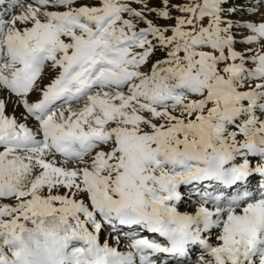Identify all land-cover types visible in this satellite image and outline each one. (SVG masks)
Segmentation results:
<instances>
[{
  "label": "snow or ice",
  "instance_id": "snow-or-ice-1",
  "mask_svg": "<svg viewBox=\"0 0 264 264\" xmlns=\"http://www.w3.org/2000/svg\"><path fill=\"white\" fill-rule=\"evenodd\" d=\"M75 3L0 0V264L29 225L96 264H264V0Z\"/></svg>",
  "mask_w": 264,
  "mask_h": 264
},
{
  "label": "clouds",
  "instance_id": "clouds-1",
  "mask_svg": "<svg viewBox=\"0 0 264 264\" xmlns=\"http://www.w3.org/2000/svg\"><path fill=\"white\" fill-rule=\"evenodd\" d=\"M14 243L21 264H96L90 253H72L69 242L56 229L29 225Z\"/></svg>",
  "mask_w": 264,
  "mask_h": 264
},
{
  "label": "rangeland",
  "instance_id": "rangeland-1",
  "mask_svg": "<svg viewBox=\"0 0 264 264\" xmlns=\"http://www.w3.org/2000/svg\"><path fill=\"white\" fill-rule=\"evenodd\" d=\"M25 2H29V0H25ZM231 2L233 4H248L251 2V0H231ZM99 4V0H76V3H75V7H79V6H82V5H98ZM132 7L134 8H139V5H136V4H132L131 5ZM53 10H64L62 8L60 9H53ZM248 12H251L252 9L251 8H248L247 9ZM261 11H264V8L261 9ZM242 13H238L237 15H241ZM174 15H178V13H174ZM125 18H127V16H125ZM149 19H153V17H149ZM244 19H249V17L245 16ZM251 19H258V17H251ZM156 24L158 25H165V24H171L173 22L171 21H163V20H155L154 21ZM243 22V21H241ZM145 25L143 24H140L139 27H144ZM237 36L239 37L242 33L240 30H237ZM235 47L237 48V50H242L244 48V45L242 44H237L235 45ZM163 58V53L161 52H157L155 56L152 57V62H154L156 59H162ZM151 67V62L149 63V65H147L146 67H144L142 69V71H148ZM57 71H53V70H50V69H46L45 73L43 74V77H42V81L41 82H38V83H41V86L43 85H46L50 82V80L57 74ZM126 91V89H125ZM0 95H6V94H0ZM39 97V93H33L31 96H30V99L31 100H36L38 99ZM7 113L8 114H13V105L11 103H8L7 104ZM24 110L22 108H16L15 110V115L19 118L21 113L23 112ZM259 114V113H258ZM21 122H24V121H21ZM26 123L28 124L29 127H35L36 126V121H34L33 119L29 118ZM145 130L147 131L148 129L145 128ZM3 149H0V151H2ZM105 151L108 150L107 147L104 148ZM87 159V158H86ZM57 160L59 161V157H57ZM71 166V165H70ZM257 180H258V177H255L251 180V183L252 184H256L257 183ZM61 191H63V189H61ZM181 191L182 192H185L186 189L185 188H181ZM14 203V200L13 199H10V198H0V204H9V205H12ZM178 210L181 211V212H184V211H189V212H192L194 209L191 208V207H186L185 203L183 202V200L181 201V203L178 205ZM100 240L101 242L103 243V240H104V235L103 233H101V236H100ZM113 246H114V241L113 242H110ZM120 250H125L123 248V242L120 246Z\"/></svg>",
  "mask_w": 264,
  "mask_h": 264
},
{
  "label": "bare ground",
  "instance_id": "bare-ground-1",
  "mask_svg": "<svg viewBox=\"0 0 264 264\" xmlns=\"http://www.w3.org/2000/svg\"><path fill=\"white\" fill-rule=\"evenodd\" d=\"M182 188H185V187L182 186ZM185 189H186V188H185Z\"/></svg>",
  "mask_w": 264,
  "mask_h": 264
}]
</instances>
